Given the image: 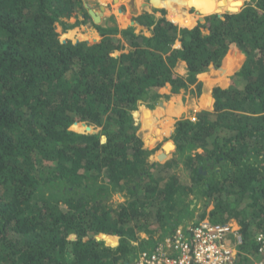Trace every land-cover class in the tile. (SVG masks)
<instances>
[{
    "label": "trees",
    "instance_id": "obj_1",
    "mask_svg": "<svg viewBox=\"0 0 264 264\" xmlns=\"http://www.w3.org/2000/svg\"><path fill=\"white\" fill-rule=\"evenodd\" d=\"M172 2L176 13L169 1L160 6L176 19L189 15L182 4L190 3ZM212 2L240 5L192 1L206 10ZM136 20L150 36L95 24L83 0H0V264H135L203 218L234 220L238 263L254 256L264 232V0L192 27L147 12ZM87 21L96 39H60L57 23L64 31ZM118 33L130 45L114 56ZM178 60L185 77L173 70ZM226 63L236 64L232 83L213 87L211 107L171 133L183 172L173 159L150 161L157 147L138 132V102L152 106L165 84L176 92ZM75 121L100 130L74 131ZM146 122L153 143L157 129Z\"/></svg>",
    "mask_w": 264,
    "mask_h": 264
},
{
    "label": "crops",
    "instance_id": "obj_2",
    "mask_svg": "<svg viewBox=\"0 0 264 264\" xmlns=\"http://www.w3.org/2000/svg\"><path fill=\"white\" fill-rule=\"evenodd\" d=\"M83 2L84 4L87 3L90 7H95V6L98 7V10L102 12L101 20L99 22L93 21L95 24H99L101 26H106V25L116 26L119 31L127 28H133V32L135 34H142L144 36H150L151 29L146 24H141L136 20V17L143 14L144 12L152 14L156 19L164 16L167 20H170L181 27H192L197 23V21L195 22V18H193V23L187 26H185L180 22L174 21L170 17L169 10L166 7H154L150 4L149 0L147 1L132 0V3L130 2V0H83ZM155 9H164L165 13L162 14L159 11H155ZM187 10L189 11V8ZM194 11L196 10L194 9ZM195 17H198L199 19V16H195ZM79 19H82V17H79ZM64 21H67L68 23H74L76 21V18L71 17L68 20L64 19ZM58 26H60L59 27L60 30H58ZM56 28L60 34L64 35L62 39L60 38L61 40L68 39L71 40L72 42L83 41V40L92 41L93 39H96L98 37L97 28L88 21L86 23L80 22L79 24H76L75 26L68 28L64 31L61 23H57ZM117 36L122 39L123 48L114 51L112 53L114 56H119L120 54L127 52L128 46L130 45L129 44L130 42L126 41L120 35V33H118ZM137 41L140 43L141 39H138ZM173 46L179 47L180 42L177 41ZM233 64L234 66H236L235 63ZM177 66L187 68L186 63L183 60H178L173 68V70L177 74H179L178 73L179 71L176 69ZM234 66H232L229 63H226L219 68H212L208 71L197 74V78H198L197 85L201 84L200 80L202 81L203 84V87L201 88V94H199V96L197 97L198 104L201 108L209 109L211 107L213 103V98H212L213 85L217 84L222 88H225L229 85L231 80L233 81V76L231 77V74L233 72ZM203 75H207L212 79H205L203 78ZM165 85L168 87V90L166 92H162L161 89L159 88L158 92L169 94L171 85L169 83ZM171 96L172 95H170V97ZM178 97H180L181 99V95L176 96L175 94H173V96L168 100H166L165 102H163V104H160V102H158L156 105V109L154 110V113L147 115V117L141 116L139 120L140 124L137 123L138 119L135 118L132 111V115L134 117L135 122L141 126V131L143 133L149 131L148 126H145L147 123L146 120L148 119H151V121L154 123V126L158 130V127L159 129H161V126L163 127L164 124H167L168 122L167 119L171 121L173 120L174 116H181L183 113L187 114L188 111L187 107L189 105L188 103H190V100L188 101L185 99L186 101L183 104L180 100L177 99ZM145 108H147L146 102L139 101L137 105L138 111L144 112ZM173 121L174 122H172V127H175L176 122L178 120H173ZM162 151L163 149H161L159 153H161Z\"/></svg>",
    "mask_w": 264,
    "mask_h": 264
},
{
    "label": "built area",
    "instance_id": "obj_3",
    "mask_svg": "<svg viewBox=\"0 0 264 264\" xmlns=\"http://www.w3.org/2000/svg\"><path fill=\"white\" fill-rule=\"evenodd\" d=\"M256 249L247 264H264V232L255 235ZM239 225L203 218L177 228L154 251L141 252L135 264H239ZM234 244V245H232Z\"/></svg>",
    "mask_w": 264,
    "mask_h": 264
},
{
    "label": "rangeland",
    "instance_id": "obj_4",
    "mask_svg": "<svg viewBox=\"0 0 264 264\" xmlns=\"http://www.w3.org/2000/svg\"><path fill=\"white\" fill-rule=\"evenodd\" d=\"M145 1H147V0H145ZM162 1H172V0H162ZM130 2L132 3V0H130ZM182 5L184 6V8H186V7H187V9L189 8V11L187 10V13L189 15L191 14V15L194 16L195 22L196 21H199L198 17H195V16H199V14L196 11H194V8L188 6L185 3L182 4ZM159 7H165V6H159ZM92 8L95 9V10H97V11H99L98 10V7H96V6L95 7H92ZM189 15L184 16V18H181V19H178V18L176 19L173 16H171V14H170V17L174 21L180 22V23L184 24L185 26H187V25H190V24L193 23V20L191 19V17ZM59 27L60 26H58V30H60ZM59 37L62 39L64 37V35L63 34H59ZM176 69L179 71L178 73L181 76L185 77L187 75V68L177 66ZM196 77H197V75H196ZM203 78H205V79H212V78L208 77L207 75H203ZM195 83L189 84L188 86H186L184 88H180L176 92H173L172 91V88H171L169 94H165V93L158 92L159 95H160V97L158 98V100L155 101L152 106H149L148 103L146 102L147 108L144 109V112L143 111L142 112L141 111H138L137 108L135 110H133V112H135V115H134L135 118L138 119L137 123L140 124L139 123V120H140L141 116L147 117V115H149L151 113H154V110L156 109V105H157L158 102H160V104H163V102H165L166 100H168L169 98H171L173 96V94H175L176 96H180L181 95V99H180V97H178L177 99L180 100L183 104H184V102L186 100H188V101L190 100V103H188L189 105L187 107V109H188L187 114L183 113L181 116H174L173 117V120H180V119H183V118H189V119L194 120L196 118L197 113H199L203 109V108H201L199 106L198 101H197V97L199 96V94H201V88L203 87V84H202V81L200 80V83L201 84H199V85L201 87L199 85H197L198 78H197V81ZM231 83H232V80L230 81L229 85ZM191 85H193V86H191ZM215 86H219V85H217V84L213 85V87H215ZM160 89H161L162 92H166L168 90V87L166 85H164V86L160 87ZM170 95H172V96L170 97ZM173 120L169 121V119H167V121H168L167 124H164L163 127L161 126V129H159V127H158L157 136L155 137V141L153 143H146V135H148L149 133H148V131H146V132L143 133L141 131V126L140 125H139V132H140V136L144 140V145H145L146 148L152 149L154 147H157L155 153H153L149 157L150 161H160V160H158V158H157L156 155L161 151V149H163V147H166V148L169 149V151H165L167 153V155L160 162L162 163V162H164L166 160L173 159V162H172V170L175 171V172H177V173H179V174H181L183 172V170H184V167L182 165V157L178 158V156L176 155V153H175V147H173V145H172V143L174 144V142L172 141V139L170 137L171 136V133H172V131L174 129V127H172V122H174ZM82 122H85V121H81V122H78V123H81L82 124ZM85 123H86V125L91 126L92 130L95 131V132H98L100 130V127H98L96 125L88 124L87 122H85ZM74 125L75 124L73 123L70 126V129H72L74 131H78V132H87L84 129L83 130H77V128H75ZM145 126H147V125H145ZM153 133L156 134L155 132H153ZM165 152H163L164 153L163 155L166 154ZM116 198H120V197H118V194H116V195L113 194L112 199L115 201ZM198 206L200 207V205H198ZM196 214H197V212H196ZM197 216L198 215H195L193 218H190V221L193 222L197 218ZM232 245H234V244H232Z\"/></svg>",
    "mask_w": 264,
    "mask_h": 264
},
{
    "label": "water",
    "instance_id": "obj_5",
    "mask_svg": "<svg viewBox=\"0 0 264 264\" xmlns=\"http://www.w3.org/2000/svg\"><path fill=\"white\" fill-rule=\"evenodd\" d=\"M234 1H240V5L237 7L236 10L214 9V8L213 9H210V10H208L209 8H207V10H206V8H203V7H198V8H196L195 6H191V7L194 8L196 10V12L199 14V21L203 22L204 16L207 15V14L213 13V12H218L219 13V12H227V11H229V12H236V11H238L240 9V7L242 6V4H243V0H234ZM149 2H150V4L152 6L159 7V6H156V3L154 2V0H149ZM84 5H85V7H87V11L90 14V16L92 17L93 21L94 22H99L101 20L102 12L93 9L87 3H85ZM133 114L135 115V112H133ZM75 123H78V122L75 121L74 124ZM82 124L85 125V130L87 132H95L93 130H90L91 129V126L86 125L85 122H82ZM172 145H173V147H175V145L173 143H172ZM165 151H169V149L166 148V147H163V151L162 152H165ZM159 155H157V158H158V160L161 161V160H163L166 157L167 153L164 156H162V157L159 156Z\"/></svg>",
    "mask_w": 264,
    "mask_h": 264
},
{
    "label": "bare ground",
    "instance_id": "obj_6",
    "mask_svg": "<svg viewBox=\"0 0 264 264\" xmlns=\"http://www.w3.org/2000/svg\"><path fill=\"white\" fill-rule=\"evenodd\" d=\"M161 1H162V0H154V2L156 3V6H160ZM181 1H182V0H178V2H181ZM186 1H187L188 3L191 4L190 6H196L195 4L192 3V1H193L194 3H196V4H199V3H201L202 1H203V3H207V0H186ZM176 2H177V1H176ZM176 2L169 1L170 6H172V7H171L172 10L175 9V8H177V7H176ZM213 4H214V3L212 2L211 5H213ZM220 6H221L220 4H218V5L214 4L213 8L216 9V8H218V7H220ZM213 8H212V9H213ZM174 13H176V9H175ZM177 14L180 15L179 12H178Z\"/></svg>",
    "mask_w": 264,
    "mask_h": 264
}]
</instances>
